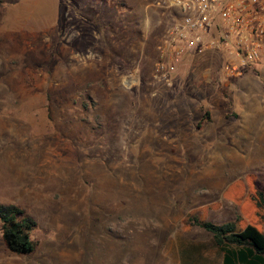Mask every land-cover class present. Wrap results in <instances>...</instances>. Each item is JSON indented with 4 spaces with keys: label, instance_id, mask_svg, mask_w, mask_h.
<instances>
[{
    "label": "rangeland",
    "instance_id": "rangeland-1",
    "mask_svg": "<svg viewBox=\"0 0 264 264\" xmlns=\"http://www.w3.org/2000/svg\"><path fill=\"white\" fill-rule=\"evenodd\" d=\"M113 1L130 9L0 0V204L36 222L26 255L0 229V264H169L173 245L212 241L181 230L187 214L218 203L207 220H234L222 193L249 174L264 193V68L231 78L208 51L157 82L170 15Z\"/></svg>",
    "mask_w": 264,
    "mask_h": 264
},
{
    "label": "built area",
    "instance_id": "built-area-1",
    "mask_svg": "<svg viewBox=\"0 0 264 264\" xmlns=\"http://www.w3.org/2000/svg\"><path fill=\"white\" fill-rule=\"evenodd\" d=\"M171 17L157 46L154 79L171 84L184 56L208 51L226 54V76L264 68V0H156ZM127 85L130 79H126ZM133 83V81H132Z\"/></svg>",
    "mask_w": 264,
    "mask_h": 264
},
{
    "label": "trees",
    "instance_id": "trees-1",
    "mask_svg": "<svg viewBox=\"0 0 264 264\" xmlns=\"http://www.w3.org/2000/svg\"><path fill=\"white\" fill-rule=\"evenodd\" d=\"M102 4L105 0H92ZM110 3V8L121 12L130 7L123 2ZM248 71H257L252 68ZM90 101V102H89ZM84 109L90 108L94 111V104L89 97L84 98L82 103ZM206 118L209 114L206 113ZM225 201L231 202L238 213L234 220L215 224L207 220L208 210H217L218 203L191 212L186 215L181 224V230L188 233L193 227H199L207 232L213 242L221 249L236 246L249 248L253 254V263L264 264V193L256 185L254 175H246L229 184L222 193ZM36 228V222L16 205L0 204V229L1 239L6 248L13 254L26 255L35 250L36 243L31 237ZM245 260L243 254L239 255Z\"/></svg>",
    "mask_w": 264,
    "mask_h": 264
},
{
    "label": "crops",
    "instance_id": "crops-1",
    "mask_svg": "<svg viewBox=\"0 0 264 264\" xmlns=\"http://www.w3.org/2000/svg\"><path fill=\"white\" fill-rule=\"evenodd\" d=\"M184 245L183 243L180 248L176 244L173 245V259L169 260V264H250L254 262L249 248L230 246L221 250L213 240L209 242L208 250L202 246L193 247L191 243L188 246ZM241 254L245 256V260L240 259Z\"/></svg>",
    "mask_w": 264,
    "mask_h": 264
}]
</instances>
